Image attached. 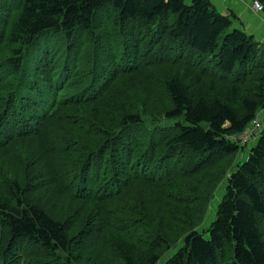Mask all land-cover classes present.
Segmentation results:
<instances>
[{
    "label": "trees",
    "instance_id": "trees-1",
    "mask_svg": "<svg viewBox=\"0 0 264 264\" xmlns=\"http://www.w3.org/2000/svg\"><path fill=\"white\" fill-rule=\"evenodd\" d=\"M235 18L0 0V264H264V44Z\"/></svg>",
    "mask_w": 264,
    "mask_h": 264
},
{
    "label": "crops",
    "instance_id": "crops-1",
    "mask_svg": "<svg viewBox=\"0 0 264 264\" xmlns=\"http://www.w3.org/2000/svg\"><path fill=\"white\" fill-rule=\"evenodd\" d=\"M253 0H211L223 14L233 13L234 24L264 44V11L257 12L252 7Z\"/></svg>",
    "mask_w": 264,
    "mask_h": 264
},
{
    "label": "rangeland",
    "instance_id": "rangeland-1",
    "mask_svg": "<svg viewBox=\"0 0 264 264\" xmlns=\"http://www.w3.org/2000/svg\"><path fill=\"white\" fill-rule=\"evenodd\" d=\"M255 141H256V138L251 135L249 138V142L245 144L244 147H241L237 155H235L234 164H236L238 161H241L247 157L248 151L251 147L250 145L254 143ZM224 182L225 180L221 182V185H219V187L217 188V191L213 195V198H212L213 200L209 202L207 215L204 218L203 222L197 227L198 231H201L204 227H207L213 221L215 210H216V205L220 201L221 196L223 194Z\"/></svg>",
    "mask_w": 264,
    "mask_h": 264
},
{
    "label": "built area",
    "instance_id": "built-area-1",
    "mask_svg": "<svg viewBox=\"0 0 264 264\" xmlns=\"http://www.w3.org/2000/svg\"><path fill=\"white\" fill-rule=\"evenodd\" d=\"M252 7L255 11L261 12L264 11L263 5L258 0L252 1ZM261 129V121L258 118H255L252 121V124L245 130L243 133L238 136L232 137L239 145L244 146L249 142V138L254 135Z\"/></svg>",
    "mask_w": 264,
    "mask_h": 264
}]
</instances>
